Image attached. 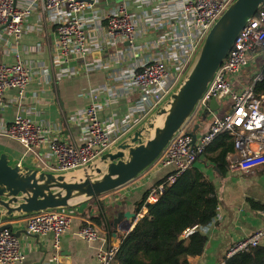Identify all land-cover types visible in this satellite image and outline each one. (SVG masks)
Returning <instances> with one entry per match:
<instances>
[{"label": "built area", "instance_id": "built-area-1", "mask_svg": "<svg viewBox=\"0 0 264 264\" xmlns=\"http://www.w3.org/2000/svg\"><path fill=\"white\" fill-rule=\"evenodd\" d=\"M41 10L51 16L57 35L55 49L56 66L83 60L91 52V41L86 35L84 14L98 0H40ZM90 1L92 3H90ZM234 0H163L164 7L158 15L168 16L163 25L166 33L157 40L163 50L157 58L128 73L123 86L141 92L139 100L132 106L120 124L108 129L99 119L97 93L89 94L90 101L78 115L84 120L80 144L55 141L47 138L48 130L32 121L16 115L1 135L16 141L26 152L47 146L54 158V171L65 173L92 163L111 149L132 128L140 125L175 88L193 55L208 31ZM34 0L18 7L15 0H0V27L12 37L14 61L0 62V106L7 90H16L18 99H23L25 89L31 81V68L18 55L20 38L28 28L23 25L30 15ZM170 5L175 6L172 12ZM105 21L103 41L94 46L108 49L133 41L139 35L136 21L123 4L103 16ZM95 69L97 65H90ZM60 75V71H57ZM264 73V5L261 6L235 39L227 57L216 70L206 91L198 101L189 121L171 139L159 158L149 167L168 170L166 183L172 184L177 176L189 169L220 134L228 132L233 138V152L227 155L230 169L251 172L264 166V93L256 87ZM212 100L218 109L211 112ZM220 103H223L221 106ZM221 112L220 115H217ZM210 117L205 133L193 140L191 123L199 125L204 115ZM128 134V133H127ZM126 134V135H127ZM162 186L152 188L147 202L156 201ZM29 235H53V247L58 249L61 234L69 230L71 217L64 210H49L31 214L22 219ZM77 235L87 241L100 239V232L91 224L82 226ZM264 240V226L248 237L233 243L217 264H225L237 253L249 252ZM115 248L99 250V264H111ZM56 260V257H53ZM25 254L13 231H0V264H22Z\"/></svg>", "mask_w": 264, "mask_h": 264}, {"label": "crops", "instance_id": "crops-1", "mask_svg": "<svg viewBox=\"0 0 264 264\" xmlns=\"http://www.w3.org/2000/svg\"><path fill=\"white\" fill-rule=\"evenodd\" d=\"M163 0H98L83 16L86 22V35L91 41V52L83 60L60 63L56 66L55 43L57 39L55 24L50 15L41 10V1L34 0L32 10L23 25L28 28L20 38L18 55L20 60L31 68L32 77L25 89L23 99H18L16 90L3 94L0 106V153H6L11 162L21 166L39 168L41 171H54L55 161L47 146L35 152H26L16 141L3 135L16 115H20L48 130L47 138L80 144L83 136L84 120L78 114L89 103L91 92L97 93L99 119L112 129L122 122L139 100L141 92L123 86L128 73L136 71L141 65L157 58L163 46L157 40L166 33L163 25L168 16L160 18ZM18 7L28 0H15ZM125 5L133 15L140 32L133 45L121 44L119 47L102 49L94 46L103 41L105 21L103 16L118 5ZM170 12L175 6L170 5ZM12 37L0 31V62L14 61ZM97 65L91 69L90 65ZM60 71V75L58 72ZM209 124L198 125L194 132L199 137ZM132 128L127 133L133 131ZM126 133V134H127ZM125 134V135H126ZM118 143L111 147V149ZM220 149L211 147L198 158L195 166L215 187L218 205L211 224L202 229L206 244L200 256L189 259L190 264H217L225 251L235 242L248 237L264 226V210L255 209L251 203L264 204V166L251 172L230 169L218 171L215 159ZM231 153V152H230ZM229 154V153H228ZM227 154V155H228ZM227 163V156H226ZM168 170L146 169L136 179L97 199L87 201L73 208L65 209L71 217V226L61 234L58 249L53 247V235H29L22 224L23 218L1 221L0 226L10 224L25 254L22 264H99L96 254L99 250L116 248L118 237L129 232L141 219L146 209L134 212L135 204L144 192L163 179ZM118 213H130L114 230L111 223ZM100 222V225L96 221ZM91 224L100 232V239L87 242L77 233L79 229ZM129 226V227H128ZM264 246V240L261 242ZM62 251L67 255L60 256ZM56 257V260L53 259Z\"/></svg>", "mask_w": 264, "mask_h": 264}, {"label": "water", "instance_id": "water-1", "mask_svg": "<svg viewBox=\"0 0 264 264\" xmlns=\"http://www.w3.org/2000/svg\"><path fill=\"white\" fill-rule=\"evenodd\" d=\"M263 5L264 0H234L208 31L165 100L92 163L74 171L49 173L11 162L6 153H0V220L11 221L44 211L73 208L136 179L159 158L171 139L189 121L238 34ZM4 28L0 27V31ZM218 106L217 101L212 100L209 109L215 112ZM206 118L207 114L202 121ZM158 120L161 124L156 127ZM197 127L191 133L193 140ZM127 216L134 218L130 213L116 215L111 223L114 230ZM5 229L12 232L10 224L0 226V231ZM14 235L18 237L19 233ZM67 254L62 251L60 256Z\"/></svg>", "mask_w": 264, "mask_h": 264}, {"label": "trees", "instance_id": "trees-1", "mask_svg": "<svg viewBox=\"0 0 264 264\" xmlns=\"http://www.w3.org/2000/svg\"><path fill=\"white\" fill-rule=\"evenodd\" d=\"M256 90L264 93V73ZM196 124L191 123V128ZM213 146L220 149L212 161L222 173L227 154L233 152V138L228 132L222 133L205 152ZM196 162L172 184L166 183V176L158 181L153 188L162 186V190L155 202H147L151 189L144 192L134 212L138 214L145 208L146 213L129 232L118 237L111 264H190L189 259L202 254L206 237L201 230L215 218L218 199L214 185L195 166ZM251 205L264 210V204L252 202ZM96 223L100 225L98 220ZM225 264H264V246L237 253L225 260Z\"/></svg>", "mask_w": 264, "mask_h": 264}, {"label": "rangeland", "instance_id": "rangeland-1", "mask_svg": "<svg viewBox=\"0 0 264 264\" xmlns=\"http://www.w3.org/2000/svg\"><path fill=\"white\" fill-rule=\"evenodd\" d=\"M221 104V106H223V103H220ZM221 114V112H218L217 113V115H220ZM210 123V117H207L204 121H201L200 122V126H203V125H207V124H209ZM160 124H161V120H158L157 122H156V127H159L160 126ZM147 138H149V136L147 137Z\"/></svg>", "mask_w": 264, "mask_h": 264}, {"label": "bare ground", "instance_id": "bare-ground-1", "mask_svg": "<svg viewBox=\"0 0 264 264\" xmlns=\"http://www.w3.org/2000/svg\"><path fill=\"white\" fill-rule=\"evenodd\" d=\"M72 201H78V199H73Z\"/></svg>", "mask_w": 264, "mask_h": 264}]
</instances>
